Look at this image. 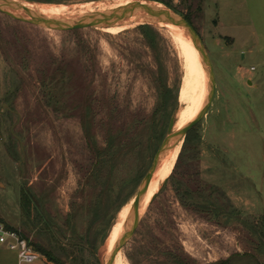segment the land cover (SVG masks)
<instances>
[{
  "label": "rangeland",
  "instance_id": "obj_1",
  "mask_svg": "<svg viewBox=\"0 0 264 264\" xmlns=\"http://www.w3.org/2000/svg\"><path fill=\"white\" fill-rule=\"evenodd\" d=\"M18 1L89 7L113 0ZM167 1L190 14L214 67L216 94L196 126L199 142L182 146L117 263L174 264V254L183 264H264V53L242 56L215 31L218 19L223 35L245 21L242 0ZM153 28L159 37L150 49L136 29L62 32L0 13V218L63 264H102L112 226L134 204L173 120L177 132L185 59L167 29ZM238 63L257 69L254 86L239 85ZM161 85L172 90L166 101ZM208 90L196 51L188 122ZM24 188L35 195L32 220L22 216ZM206 200L225 213L215 216ZM76 240L80 247L69 242Z\"/></svg>",
  "mask_w": 264,
  "mask_h": 264
},
{
  "label": "water",
  "instance_id": "obj_2",
  "mask_svg": "<svg viewBox=\"0 0 264 264\" xmlns=\"http://www.w3.org/2000/svg\"><path fill=\"white\" fill-rule=\"evenodd\" d=\"M0 13L19 22L62 32L82 29H104L127 22H142L140 26L148 25L152 27L159 24L177 25L182 27L187 35L192 39V42L198 50L200 58L205 65L209 82V90L205 105L198 116L182 130L173 132L174 120L171 122L168 130L169 135L162 142L148 173L139 186L127 228L119 242L111 250L109 259H104L102 262V264H111V259L114 257V255L119 250H122L130 242L135 233L140 220L142 201L147 194L150 183L161 158L180 142L184 143L187 134L192 128L196 127L203 120L212 105L216 94V76L208 51L198 32L182 15L171 11L162 5L144 0H135V2H131L130 4L122 6L116 10L84 15L75 20L50 18L41 15L40 13L32 12L29 9L23 8L13 0H0ZM249 85H251V83ZM155 198L156 195L152 198V201Z\"/></svg>",
  "mask_w": 264,
  "mask_h": 264
},
{
  "label": "bare ground",
  "instance_id": "obj_3",
  "mask_svg": "<svg viewBox=\"0 0 264 264\" xmlns=\"http://www.w3.org/2000/svg\"><path fill=\"white\" fill-rule=\"evenodd\" d=\"M15 3L19 4L21 7L29 9L32 12L40 13L41 15L56 18V19H63V20H72L79 16L89 15L97 12H109L116 10L122 6L130 4L131 2H135V0H113L109 1V3H95L91 4L89 7L86 5H73V6H66V5H33V4H26L20 2L18 0H13ZM142 22H127L117 26H113L110 28L100 29V31L110 32L112 34H118L129 30H134L138 28ZM160 28H165L170 33L171 39L174 41V44L178 45L181 49L184 59H185V78L183 81V85L181 87L180 92V102L181 104H185L186 106L182 108L178 112L177 121L175 130L180 131L186 125H188L193 120L188 122L187 117L191 111L192 104L194 102V84L196 81V47L194 46L192 39L187 35L185 30L177 25H164L159 24L157 25ZM166 33V31H165ZM167 35V34H166ZM177 47V46H176ZM199 54V53H198ZM204 69L206 71L205 65L203 64ZM207 72V71H206ZM205 105V104H204ZM183 146V142H180L177 146L173 147L169 152H167L162 158L161 162H159L156 172L159 169L160 164L163 162L162 160L165 159L166 155L169 153L168 160L165 163V168L162 169L157 175L156 172L153 176L147 194L145 195L142 204L141 210L144 209L148 204L151 202L152 198L159 192L162 184L171 176L176 163L178 161L179 155L181 153ZM156 175V176H155ZM133 205L128 209L127 213L120 216L115 220L114 225L112 226L113 229L109 233V239L107 240L106 249L103 252V258L108 260L111 255V250L115 247V245L121 239L120 237L124 234L127 225L129 223V218L131 215ZM121 219V220H120ZM120 238V239H119ZM117 253L111 259V264H118ZM122 264H129L126 261L125 257L122 258Z\"/></svg>",
  "mask_w": 264,
  "mask_h": 264
},
{
  "label": "crops",
  "instance_id": "obj_4",
  "mask_svg": "<svg viewBox=\"0 0 264 264\" xmlns=\"http://www.w3.org/2000/svg\"><path fill=\"white\" fill-rule=\"evenodd\" d=\"M216 1V0H214ZM240 8L245 11V21L237 23L233 30H227L226 34H219L218 31L221 30L222 24L218 19L217 24H215V31L218 36L228 40L229 45L239 48L242 51V56L250 57L254 55V52L258 51L264 53V0H242ZM253 17V19H251ZM254 22L257 26L254 27ZM233 25V24H230ZM246 50V51H244ZM232 58V57H231ZM244 68L242 65L236 64L234 69V74L236 79L239 80V85L244 82L247 86H254V76L253 74H244L241 72ZM260 82V85L264 87V79ZM257 87V85H256ZM262 186L264 189V173L262 176ZM0 220L5 223L7 228L16 229L8 224L7 220ZM17 227V226H15ZM0 264H23L20 263L18 256L15 252L8 250L5 247L0 246ZM33 264H47L42 259Z\"/></svg>",
  "mask_w": 264,
  "mask_h": 264
},
{
  "label": "trees",
  "instance_id": "obj_5",
  "mask_svg": "<svg viewBox=\"0 0 264 264\" xmlns=\"http://www.w3.org/2000/svg\"><path fill=\"white\" fill-rule=\"evenodd\" d=\"M144 1H148V2H156L159 4L164 5L166 8H168L171 11H174L180 15H182L187 22L193 26L192 21H191V17L190 14L185 15L183 14L181 11H179L173 4L171 1H167V0H144ZM194 27V26H193ZM195 29V28H194ZM196 30V29H195ZM136 31L140 32L141 35L143 36L147 46L150 49H154L155 45H156V41L159 37V33L152 27V26H148V25H143V26H139L138 28H136ZM197 31V30H196ZM159 91L161 93V95L163 96V100L166 101L168 98V95H170L172 93V90L169 89L167 86L165 85H161L159 87ZM166 105V102H164ZM84 131H85V135H87V138L90 136L89 133V129L85 126L84 127ZM197 143L199 142V137L197 136V129L196 127L192 128L190 130V132L187 134L185 141H184V145H183V150L189 145V144H193V143ZM110 144V143H109ZM8 153L9 156L12 159H16V154L15 152L9 148L8 149ZM182 153L180 154L179 159L181 158ZM186 197L190 196L189 192H186ZM205 203V207L207 209H209V211H212V213L215 216H220L222 214L225 213V207L221 206L219 204H216L214 202H212L211 200L208 201H204ZM36 205L35 203V195L26 190L25 188L23 189V193H22V197L20 199V208H21V212H22V216L24 219H31V215H32V209L33 206ZM198 206H200V204H197ZM38 210V209H37ZM40 212V211H39ZM41 214V213H40ZM236 213L233 211L229 214L228 217H233L235 216ZM32 220V219H31ZM23 236V235H22ZM24 237V236H23ZM264 237V234H263ZM25 238V237H24ZM26 239V238H25ZM69 242H73L71 243L73 246L75 247H80V242L79 240L76 241H69ZM31 246L35 249L36 252H38L39 254L43 255L44 257H46L48 259L49 262H52L54 264H63L61 261V256H58L57 254H55L53 251L49 250V249H45L42 247H35L31 244ZM263 247H264V240H263ZM170 258L174 260V264H183L184 262L181 261V258L179 256H176L174 254H170ZM221 264H232V260H228L226 262H223Z\"/></svg>",
  "mask_w": 264,
  "mask_h": 264
},
{
  "label": "built area",
  "instance_id": "obj_6",
  "mask_svg": "<svg viewBox=\"0 0 264 264\" xmlns=\"http://www.w3.org/2000/svg\"><path fill=\"white\" fill-rule=\"evenodd\" d=\"M257 71L256 68L242 69L244 74H253ZM0 246L15 252L18 256L20 263L33 264L42 259V255L35 251L29 241L25 239L19 230L9 229L0 220Z\"/></svg>",
  "mask_w": 264,
  "mask_h": 264
}]
</instances>
